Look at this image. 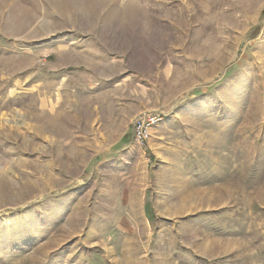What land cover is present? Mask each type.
Wrapping results in <instances>:
<instances>
[{"label":"rangeland","instance_id":"1","mask_svg":"<svg viewBox=\"0 0 264 264\" xmlns=\"http://www.w3.org/2000/svg\"><path fill=\"white\" fill-rule=\"evenodd\" d=\"M0 264H264V0H0Z\"/></svg>","mask_w":264,"mask_h":264},{"label":"built area","instance_id":"2","mask_svg":"<svg viewBox=\"0 0 264 264\" xmlns=\"http://www.w3.org/2000/svg\"><path fill=\"white\" fill-rule=\"evenodd\" d=\"M155 118L150 117L146 119H142L137 121V124L134 126V139L141 145H144L146 140L148 139V131L147 127L150 123H154Z\"/></svg>","mask_w":264,"mask_h":264},{"label":"trees","instance_id":"3","mask_svg":"<svg viewBox=\"0 0 264 264\" xmlns=\"http://www.w3.org/2000/svg\"><path fill=\"white\" fill-rule=\"evenodd\" d=\"M123 139H124V140H126L127 138H126V137H124Z\"/></svg>","mask_w":264,"mask_h":264}]
</instances>
